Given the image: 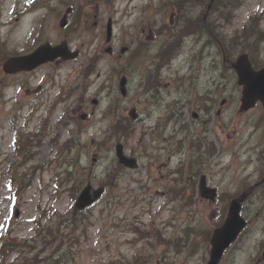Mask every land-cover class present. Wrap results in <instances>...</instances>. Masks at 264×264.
Wrapping results in <instances>:
<instances>
[{
  "label": "rangeland",
  "instance_id": "374dc122",
  "mask_svg": "<svg viewBox=\"0 0 264 264\" xmlns=\"http://www.w3.org/2000/svg\"><path fill=\"white\" fill-rule=\"evenodd\" d=\"M108 2L37 0L26 9L30 0H0V239L14 245L8 254V243L3 253L6 264H53L61 257L65 264H206L210 235L227 213L222 203L229 205L252 186L243 207L250 228L223 260L264 264V108L241 109L237 73H225L216 45L205 47L207 33L179 42L183 21L169 27L174 11L196 19L206 6L179 10L177 0ZM110 18L114 32L107 42ZM259 25L264 31V0H246L218 30L226 40L243 37L238 46L263 63L264 42L250 35ZM172 38L175 44L165 55L173 51L175 57L160 58ZM64 39L80 50L77 59L4 72L7 57ZM92 59L93 73L86 76ZM159 61L170 62L159 68ZM123 75L126 96L119 87ZM207 97L214 103L208 114ZM132 108L137 119L129 118ZM84 112L94 113L83 119ZM121 117L135 122L133 133L121 139L139 161L135 169H121L116 156L112 123ZM18 135L19 145L29 141L22 154L15 149ZM69 140L75 144L71 152ZM199 140L196 151L192 144ZM198 158L197 182L206 174L218 188L216 201L202 198L197 183V195L186 186L183 193V186L177 195L172 192L181 173L169 170H185ZM109 172L115 176L112 189L76 213L81 190L91 182L102 185ZM25 174L31 184L18 191Z\"/></svg>",
  "mask_w": 264,
  "mask_h": 264
},
{
  "label": "water",
  "instance_id": "95a60500",
  "mask_svg": "<svg viewBox=\"0 0 264 264\" xmlns=\"http://www.w3.org/2000/svg\"><path fill=\"white\" fill-rule=\"evenodd\" d=\"M109 37L111 35V22L109 24ZM78 52H71L68 49L67 43L62 42L59 45L52 46L49 42L40 45L32 53L27 55H21L11 57L5 63V70L7 72H17L21 70H32L42 63L53 61L58 57L70 58L75 57ZM239 74V83L244 85L243 90V107L249 108L255 105L258 99L264 103V68L255 70L247 54H242L237 62L234 64ZM124 83V80H123ZM119 156L122 162L135 167L136 160L134 158H127L122 154V149H119ZM204 186V183H203ZM104 188L94 189L91 185L86 187L80 194L77 202V209H84L91 205L96 199H98ZM203 194L213 197L215 193L213 191L203 190ZM240 199H234L231 202L229 215L226 218L225 223L214 231L211 239L212 250L208 264H218L226 247L238 236L240 231L246 224L245 219L241 216V201Z\"/></svg>",
  "mask_w": 264,
  "mask_h": 264
},
{
  "label": "trees",
  "instance_id": "16d2710c",
  "mask_svg": "<svg viewBox=\"0 0 264 264\" xmlns=\"http://www.w3.org/2000/svg\"><path fill=\"white\" fill-rule=\"evenodd\" d=\"M187 1L188 0H179L178 2L181 4V7H179L178 9L181 10L182 7H186V4H187ZM194 2L200 4V5H205L210 1V0H193ZM246 0H215L214 4H213V7H212V13H214L216 15V19L214 21V26H215V32L217 33L216 34V37L217 39H220L222 42H225L227 44H230L231 46L233 45H239V39L241 38H236V39H225L223 35L220 34L218 28L220 27V25L222 23H226V22H231L232 21V18L234 17V14L236 12V10L241 7L244 2ZM211 14V13H210ZM209 14V15H210ZM208 20L207 22L205 23V26L208 27L209 25V21H210V17L208 16L207 17ZM182 19H186L185 20V23H188V25H193V21L195 20H190L185 18L184 15H182ZM199 23H198V27L199 29H202L204 27V22H203V16L200 15L199 18ZM254 34L256 36V39L257 41L260 43L262 41H264V31L263 30H251L250 31V35ZM246 37V36H245ZM174 41V40H173ZM228 41V42H227ZM170 42V41H169ZM256 43V42H255ZM239 47V46H238ZM117 128L116 131H119L120 134H123L127 132L128 130V125L124 124L122 121H119V123L116 125ZM130 129V128H129ZM29 141H23L22 144L20 146H18L17 150L22 153L23 151L27 150L28 149V146H27V143ZM114 178V176L111 178L110 181H112V179ZM26 178L24 180H20L19 182V189L20 190H24L27 186V184H29L30 182V178L28 177V179L26 180ZM106 181V180H105ZM108 183V182H106ZM194 194V191L192 193V195ZM46 231L52 233L49 229H46ZM64 257H61L57 260L54 261V264H64ZM135 264H140L137 262V260H135Z\"/></svg>",
  "mask_w": 264,
  "mask_h": 264
}]
</instances>
